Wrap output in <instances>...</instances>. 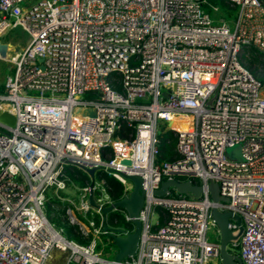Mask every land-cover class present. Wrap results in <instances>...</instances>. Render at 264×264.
I'll return each mask as SVG.
<instances>
[{"label": "built area", "instance_id": "1", "mask_svg": "<svg viewBox=\"0 0 264 264\" xmlns=\"http://www.w3.org/2000/svg\"><path fill=\"white\" fill-rule=\"evenodd\" d=\"M228 1L239 8L230 20L208 0H0V40L17 26L29 37L0 56L12 65L0 114L14 117L0 121V264H221L210 182L227 198L218 209L243 227L228 252L264 264V86L240 60L249 48L264 53V0ZM162 125L176 136L172 161L158 159ZM234 146L240 160L226 153ZM67 165L96 169V207L90 181L74 183ZM129 175L144 190L140 237L134 255L115 261L117 249L110 258L100 244L118 233L103 226L133 224L121 208L112 211L122 226L101 212L115 202L106 177L127 196ZM172 178L201 186V196L156 195ZM70 188L76 199L61 194ZM49 199L87 243L49 220ZM229 228L238 230L233 220Z\"/></svg>", "mask_w": 264, "mask_h": 264}, {"label": "water", "instance_id": "2", "mask_svg": "<svg viewBox=\"0 0 264 264\" xmlns=\"http://www.w3.org/2000/svg\"><path fill=\"white\" fill-rule=\"evenodd\" d=\"M7 45L0 41V56L4 57L6 55ZM173 88H176V84L173 85ZM0 121L6 122L10 125L14 124V117L8 114L7 112H2L0 114ZM231 151H226L227 154L235 153V158L240 160V147L234 146L231 147ZM122 164H129L130 161L127 159L120 160ZM83 170L91 177L90 180V192L88 201L91 206L96 207V203L93 199V176L96 169H87L83 168ZM128 180L132 182V190L128 193L127 196H124L120 200L113 202L112 204L102 207L101 212L103 214H107L108 212L121 208L125 210V212L131 217V222L133 224V230L124 232L121 228H109L106 224L103 226L104 230L111 229L114 233H118L113 235L108 233L110 237H112L114 244L117 248V253L114 256L115 261H120L122 258L132 256L135 254L140 237L141 230V222L138 218L139 211L143 206L144 202V190L142 188V179L139 175H129L126 176ZM169 187H173L179 194L192 196L198 198L201 196L202 187L194 184L191 180H177L175 178L167 179L161 183L160 187L155 190L156 195H164L165 192L169 189ZM212 202L214 203L211 207V215L213 217L214 222L219 230V255H220V263L221 264H242L241 261L232 253L228 252L227 244L237 239L242 233L243 227L240 222V217L238 214L232 213L230 211H220L218 209V203L223 201L226 202L227 198L220 196L219 194V186L215 182H210L207 187ZM233 220L236 222L238 226V230L236 233H233L229 228L230 221ZM124 234V235H123Z\"/></svg>", "mask_w": 264, "mask_h": 264}, {"label": "trees", "instance_id": "3", "mask_svg": "<svg viewBox=\"0 0 264 264\" xmlns=\"http://www.w3.org/2000/svg\"><path fill=\"white\" fill-rule=\"evenodd\" d=\"M219 12L217 13V18L219 17H223L224 19L228 18V19H234L232 17H230V14L227 13V9L230 8H234V5L232 3H230L228 0H219ZM255 52H257L258 54H264L260 51H257L256 49H254ZM256 57H251L250 59H248L247 62V66L246 69L249 70L252 75L257 78L260 83L264 86V70H256V68L251 64L252 62L256 61ZM263 62V61H262ZM261 65H264V62L261 63ZM4 86H0V91L3 90ZM126 127L124 126V124H122L121 126V132H120V136H123L126 133ZM175 143H176V136L174 134V132L172 130H170L169 128L166 127V125H162L161 129H160V133H159V150H160V154L158 156L159 160H167V161H172L175 158L176 152L174 150L175 148ZM65 170L66 173L69 175V177L71 178V180L74 183H77L80 187H82L83 185H85V183L87 182V178H86V173L74 166H70L67 165L65 166ZM179 179H184L183 177H179ZM106 180L108 182V184L111 186V189H109V195L111 197L112 200L117 201L120 200L125 193L124 187L123 185H121L118 181H116L115 179H112L110 177H106ZM48 203H56V201H54L53 199H49L47 201ZM60 206V205H59ZM61 213L60 216H58L57 214H54L53 212H48L47 216L50 217L49 219L51 220H55L57 226L62 227L63 231H64V235L69 238V239H73L77 242H81V243H87L89 241V238L84 236L83 234V230L80 228L79 225L77 224H71L68 220V215L66 213V207H63V209H61ZM53 215V217H51ZM65 216L66 217V221L67 222H61L60 217L61 216ZM107 220L109 224H114V221L117 220L116 226H122L123 225V217L120 214V211H110L106 214ZM53 220V221H54ZM129 228L131 229V225H129Z\"/></svg>", "mask_w": 264, "mask_h": 264}, {"label": "rangeland", "instance_id": "4", "mask_svg": "<svg viewBox=\"0 0 264 264\" xmlns=\"http://www.w3.org/2000/svg\"><path fill=\"white\" fill-rule=\"evenodd\" d=\"M208 3L211 5H218V7H219V4H218L219 0H208ZM204 9H207L210 12V14H212L211 8L209 5H205ZM238 10H239L238 6L235 5L234 8L227 9V13L230 14V17L234 18L238 14ZM230 19L226 18V20H230ZM6 34H4L1 37L0 41L5 40L4 36H6ZM8 36L12 37V40L13 41L15 40V42L18 45V47L13 51H16L17 49L24 47V45L26 44V42L29 38L26 31H24L19 26L9 29L8 30ZM13 51L10 53H13ZM246 53H248L247 56L245 55V52L243 54H241V56H240V60L244 64L245 67L247 66V63H249V62H247L248 59H250L251 57L254 56L257 59H256V61L252 62L251 64L256 68V70H261V69L264 70V65H261V63L264 62V54H258L257 52H255L254 49H250V48L246 49ZM9 66H12V65L10 63L3 62L2 60H0V86L4 84L5 76H8L10 73L9 69H8ZM95 96L96 95L94 93H89V94L84 95L85 98H95ZM231 150L232 149L228 148V151H231ZM86 178L89 181L91 180V177L87 173H86ZM61 194L66 195L70 198H75V199L78 197V191L73 189V188H70L68 190H63L61 192ZM45 209L48 212H53L54 214H57L58 216H60V213L62 212L61 209H63V207L54 205L52 203L51 204L48 203V204H46ZM121 213L122 212H120V214ZM51 217H53V215ZM48 218H50V217H48ZM49 220L52 223H54L55 226H57L54 219H53L54 221L51 219H49ZM60 220H61V222H67L66 217L64 215L60 217ZM57 227H59V226H57ZM132 228L133 227L131 226V229ZM84 236H86V235L84 234ZM208 236L210 239L216 238V233H215L214 228H212L208 231ZM86 237H88V236H86ZM101 241H102V244H100V247H102L105 252H108V254H109L108 257L111 258L117 248L115 247V245L112 242H110V239H107L106 236H102ZM210 264H213V263L211 262Z\"/></svg>", "mask_w": 264, "mask_h": 264}, {"label": "crops", "instance_id": "5", "mask_svg": "<svg viewBox=\"0 0 264 264\" xmlns=\"http://www.w3.org/2000/svg\"><path fill=\"white\" fill-rule=\"evenodd\" d=\"M7 37V38H6ZM4 39L5 40H2L1 42H3V43H5L6 45H7V48H6V54H10V52H12L13 50H15L17 47H18V45H17V43L15 42V40L13 41L12 40V37H9L8 36V32H7V34H6V36H4ZM14 52V51H13ZM3 62H7V61H5V60H2ZM8 63V62H7ZM8 69H9V74H11V72H12V67L11 66H9L8 67ZM5 78H6V76H5ZM2 86V85H1ZM3 86H4V84H3ZM57 264H63V261L62 260H57Z\"/></svg>", "mask_w": 264, "mask_h": 264}, {"label": "bare ground", "instance_id": "6", "mask_svg": "<svg viewBox=\"0 0 264 264\" xmlns=\"http://www.w3.org/2000/svg\"><path fill=\"white\" fill-rule=\"evenodd\" d=\"M175 123L178 124L179 122H177V121H173L172 125L175 124ZM184 124H185V123H183V126H184ZM181 127H182V126H181Z\"/></svg>", "mask_w": 264, "mask_h": 264}]
</instances>
